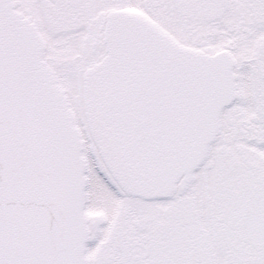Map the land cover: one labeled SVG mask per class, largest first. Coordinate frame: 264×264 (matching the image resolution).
<instances>
[{
	"label": "snow or ice",
	"instance_id": "1",
	"mask_svg": "<svg viewBox=\"0 0 264 264\" xmlns=\"http://www.w3.org/2000/svg\"><path fill=\"white\" fill-rule=\"evenodd\" d=\"M0 264H264V0H0Z\"/></svg>",
	"mask_w": 264,
	"mask_h": 264
}]
</instances>
